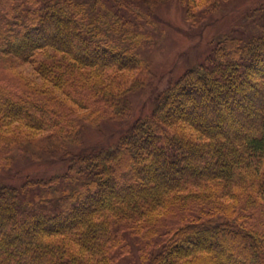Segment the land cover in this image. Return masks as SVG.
<instances>
[{
    "label": "trees",
    "instance_id": "trees-1",
    "mask_svg": "<svg viewBox=\"0 0 264 264\" xmlns=\"http://www.w3.org/2000/svg\"><path fill=\"white\" fill-rule=\"evenodd\" d=\"M115 2L0 0V169L42 136L67 164L0 183V264H117L126 233L142 241L138 264H264V15L257 33L221 37L117 143L72 154L79 125L122 117L148 68V34Z\"/></svg>",
    "mask_w": 264,
    "mask_h": 264
},
{
    "label": "rangeland",
    "instance_id": "rangeland-1",
    "mask_svg": "<svg viewBox=\"0 0 264 264\" xmlns=\"http://www.w3.org/2000/svg\"><path fill=\"white\" fill-rule=\"evenodd\" d=\"M99 1L110 8L107 3L109 0ZM114 1L123 10V14L131 19L138 18L143 31L148 34L140 48L148 68L133 83L135 91L124 97L126 102L122 104V117L116 121L103 122L96 128L84 123L79 125L80 142L76 146L67 144L72 154L117 143L129 126L152 112L155 97L159 93L168 89L173 81L181 78L192 66L204 62L210 56L221 37L228 34L242 37L257 33L262 24L258 23V17L264 15V0H226L220 2L214 10L206 6H195L191 13L186 10L187 0ZM62 22L58 21V25ZM17 72L27 81L40 83L39 78L26 65L19 67ZM180 99L179 107L183 109L186 100L182 97ZM233 103L238 107L236 102ZM13 128L17 127L13 126L12 132ZM34 145L24 147L23 151L14 149L9 168L0 169V183L20 188L27 179L46 180L64 174L67 164L61 158L62 148L52 150L43 136L34 141ZM6 154L0 153V167L5 164L3 157ZM110 158V154H104L102 161ZM42 195L46 196L47 193L41 191L25 195L24 201H37ZM7 218H11V215ZM126 234L131 245L130 254L117 264H138V250L142 241L130 236V233ZM185 247H190V244L182 248Z\"/></svg>",
    "mask_w": 264,
    "mask_h": 264
}]
</instances>
